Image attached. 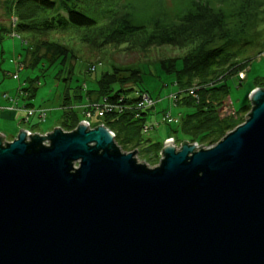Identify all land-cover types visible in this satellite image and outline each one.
Segmentation results:
<instances>
[{"label": "water", "instance_id": "water-1", "mask_svg": "<svg viewBox=\"0 0 264 264\" xmlns=\"http://www.w3.org/2000/svg\"><path fill=\"white\" fill-rule=\"evenodd\" d=\"M248 98L213 146L165 140L152 167L103 124L0 132V264H264V87Z\"/></svg>", "mask_w": 264, "mask_h": 264}, {"label": "trees", "instance_id": "trees-1", "mask_svg": "<svg viewBox=\"0 0 264 264\" xmlns=\"http://www.w3.org/2000/svg\"><path fill=\"white\" fill-rule=\"evenodd\" d=\"M4 4L6 13L16 18L14 33L30 45L31 65L42 57L52 65L75 58V40L92 51L120 45L137 52L164 45L184 50L181 55L161 60V67L173 75L177 86L175 104L185 108L179 115L177 129L173 130L184 138L174 137L175 142L211 144L241 123L243 117L239 115L250 109L247 103L236 109V117H220L217 106L228 95L226 79L253 59L252 53L257 55L264 49L263 43L248 35L256 30L264 13V0H190L180 3L179 13L172 17L153 16L150 29L130 21L129 3H119L101 23L79 10L76 0H5ZM63 79L71 77L67 75ZM34 80L28 78L29 82ZM139 82L137 69L114 67L113 73H103L95 86L76 84L70 94L71 87L65 85L59 126L72 129L84 118L86 110L91 112L94 107L107 104L111 110L101 116L95 114L99 118L93 124L110 129L123 149L134 148L142 158L157 159L162 141H154L143 133L153 105H140L141 93L147 90L140 88ZM260 83L263 81L256 78L249 92L261 86ZM114 84L117 86L113 87ZM34 89L32 85L24 88L27 96ZM189 89L194 95L188 93ZM81 105L82 110L78 109Z\"/></svg>", "mask_w": 264, "mask_h": 264}, {"label": "rangeland", "instance_id": "rangeland-1", "mask_svg": "<svg viewBox=\"0 0 264 264\" xmlns=\"http://www.w3.org/2000/svg\"><path fill=\"white\" fill-rule=\"evenodd\" d=\"M188 1L190 0H76V4L79 10L101 23L103 21L102 18L108 15L109 11L113 8H116L119 3V5L121 3H129L131 6L129 11L130 21L133 24L145 25L150 29L152 26L150 20L153 16L167 14L172 17L179 13L178 8H180V3H186ZM4 2L5 0H0V107H4L1 106L2 101L9 104H17L18 108H13L12 110L18 111L21 121L25 117L26 110L28 109L25 106L26 103H30L34 109L40 108L42 110L44 108L47 112L44 121L38 123L39 125L34 127L35 129H27V132L46 135L47 133L45 132H51L53 127L59 126L58 123L62 115L61 103L65 85L71 87L69 93L72 94V86L76 84H84L85 87L95 86L97 80L103 73H113L114 67H130L139 71V87L146 89L150 93V96L153 97L152 114L146 121L148 129L143 131V133L154 141H162V144L166 137L184 138L179 131L174 132L173 130L177 129L179 115L184 112L185 108L175 104L176 99L172 95L177 91V86L174 84V77L161 67V60L167 57L181 55L184 50L164 45L149 48L145 52H137L125 50L124 46L120 45L118 47L106 46L100 51H92L86 49L85 46L75 40L73 42L75 58H69L61 64H56L55 62L52 65L48 63L47 58L42 57L31 65L28 63L31 55L29 50L30 45L23 40L22 36L18 34L11 35L12 29L10 25L13 16L6 13ZM255 29V31H250L248 35L255 42L264 44V13H261ZM62 39L64 40L66 38L62 37ZM255 55V52L252 53L251 56L254 58L244 63L243 67L235 75L226 79L229 92L217 106L220 117H236V109L241 108V106L247 103L250 105L248 101L249 89L254 86L256 78H260L261 82L263 81V83H260V87H264V49ZM20 62L23 66H20ZM93 65L95 69L92 71L90 68ZM177 66H180L179 60H177ZM60 69L62 71L56 77L55 74ZM241 71L243 72V76L239 77ZM13 73H16L18 78L13 77ZM67 75L71 79L64 80L63 77ZM28 78H34L35 80L29 82ZM31 85L35 89L31 93V96H27V91L24 88ZM116 86L117 84L113 85V87ZM5 107H9V105ZM78 109L82 110V105ZM247 113H241L239 115L243 117V121ZM95 114H98L95 109L91 112L86 110L84 112V118L80 121H88V128H93L98 125V123L93 124L99 118ZM31 121L35 122L40 120L37 115H33L28 123L23 120L22 123L20 122V125L29 126ZM1 123L2 118L0 116ZM12 126L13 124L11 122L3 123L1 133H3V139L5 141H10L16 136H7V132L12 129ZM26 139H29L28 135ZM181 141H176L177 148H179ZM215 142L202 145L196 143V145L207 148L213 146ZM44 143H47V141H44ZM116 144L122 151L129 152L134 150V148L125 150L117 142ZM135 157L138 162H143L147 166L152 167L158 164L161 154L159 152L157 159L147 160L142 158L137 150Z\"/></svg>", "mask_w": 264, "mask_h": 264}, {"label": "crops", "instance_id": "crops-1", "mask_svg": "<svg viewBox=\"0 0 264 264\" xmlns=\"http://www.w3.org/2000/svg\"><path fill=\"white\" fill-rule=\"evenodd\" d=\"M4 94V93H3ZM2 103V105L1 106H4V107H0V116H1V118H2V123L0 124V132H1V130H3L2 128V126H3V123L5 122H11L12 124H13V126H12V129H10V131L9 132H7V136H11V137H13V136H15L16 135V133L18 132V129L20 128V129H28V130H30V129H35L34 127H37V125H39V124H36V121L35 122H33V121H31L30 122V124H29V126H26V125H20V122L22 123L23 122V120L21 121L20 120V118H19V113H18V111L17 110H12L13 108L14 109H17L18 108V106H17V104H14L12 107H11V104H9V103H6V102H4V101H2L1 102ZM7 105H9V107L11 108V109H7V107H5V106H7ZM29 120H30V118H29ZM26 122V121H25ZM29 121H27V123H28ZM14 130H16V131H14ZM3 134V133H2ZM6 136V137H7ZM167 138V137H166Z\"/></svg>", "mask_w": 264, "mask_h": 264}, {"label": "built area", "instance_id": "built-area-1", "mask_svg": "<svg viewBox=\"0 0 264 264\" xmlns=\"http://www.w3.org/2000/svg\"><path fill=\"white\" fill-rule=\"evenodd\" d=\"M94 68V66H92L90 69H93ZM243 76V72L241 71L240 73H239V77H242ZM13 77H16V74H13ZM188 93L189 94H193V90L192 89H189L188 90ZM174 97H175V95L174 94H172ZM194 95V94H193ZM141 100V102H140V105L142 104V105H146V106H152L153 105V99L146 93V92H143V93H141V98H140ZM98 107H102V108H98ZM98 107H94L95 108V110L97 111V113H98V115L99 116H101V115H103V113L105 112V111H107V110H111V108H109L110 106L109 105H107V104H103V105H101V106H98ZM8 109H10V107H7ZM33 115H37V117H38V119L40 120V122L41 121H43L44 119H45V117H46V110L45 109H42V110H40V108L39 109H34V108H29V109H27L26 110V115H25V118H24V120L25 121H27L28 120V117L29 116H33ZM170 119V118H169ZM87 124H88V121H85ZM146 125V124H145ZM143 126V131H146L147 129H148V127H147V125L146 126ZM168 139H171V137L170 138H168ZM167 139V140H168ZM173 139V138H172ZM173 141V140H172Z\"/></svg>", "mask_w": 264, "mask_h": 264}, {"label": "bare ground", "instance_id": "bare-ground-1", "mask_svg": "<svg viewBox=\"0 0 264 264\" xmlns=\"http://www.w3.org/2000/svg\"><path fill=\"white\" fill-rule=\"evenodd\" d=\"M176 144V142H174ZM177 146V145H176Z\"/></svg>", "mask_w": 264, "mask_h": 264}]
</instances>
